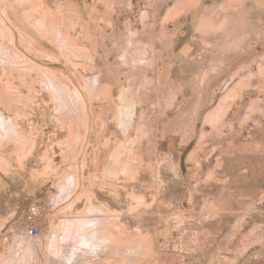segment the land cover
<instances>
[{"label":"rangeland","instance_id":"1","mask_svg":"<svg viewBox=\"0 0 264 264\" xmlns=\"http://www.w3.org/2000/svg\"><path fill=\"white\" fill-rule=\"evenodd\" d=\"M0 264H264V0H0Z\"/></svg>","mask_w":264,"mask_h":264},{"label":"built area","instance_id":"2","mask_svg":"<svg viewBox=\"0 0 264 264\" xmlns=\"http://www.w3.org/2000/svg\"><path fill=\"white\" fill-rule=\"evenodd\" d=\"M41 213H42V207L39 204V202L31 201L28 204V207H27V219L30 222V224L32 222L37 221L40 218ZM27 232L32 238H36L39 235V230L36 229V228H31V227L29 228L28 227V231Z\"/></svg>","mask_w":264,"mask_h":264}]
</instances>
